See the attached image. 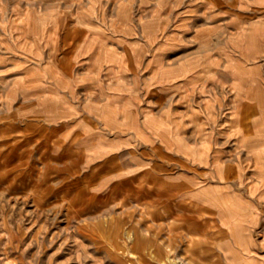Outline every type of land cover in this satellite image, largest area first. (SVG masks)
<instances>
[{
	"label": "rangeland",
	"instance_id": "obj_1",
	"mask_svg": "<svg viewBox=\"0 0 264 264\" xmlns=\"http://www.w3.org/2000/svg\"><path fill=\"white\" fill-rule=\"evenodd\" d=\"M248 148L264 0H0V264H264L205 210L264 214Z\"/></svg>",
	"mask_w": 264,
	"mask_h": 264
},
{
	"label": "crops",
	"instance_id": "obj_2",
	"mask_svg": "<svg viewBox=\"0 0 264 264\" xmlns=\"http://www.w3.org/2000/svg\"><path fill=\"white\" fill-rule=\"evenodd\" d=\"M262 139V136L253 135L243 138L244 143L253 144ZM245 143V145H246ZM248 152H251L252 158L259 162L261 157L264 156V152L261 150H252V148L247 149ZM218 152H213L211 155L210 161V176L221 177L225 173L227 167L223 166L218 160ZM258 172H261L262 168L257 169ZM228 174V173H227ZM242 172L240 171L237 175V180L239 185H245L241 177ZM211 194L209 195L208 206L206 211L212 216L215 217L218 222L219 227L226 232V236L222 239V243L226 242H235L240 245L241 248L249 250L255 244L252 238V231L255 226H257L259 219L264 218V214L260 210L256 209V205L253 204V201L245 198L244 194L239 192L226 189L225 192L217 195L216 191L218 189L222 190L220 187H209ZM247 190L251 191L250 185L247 186ZM236 226L234 229L233 227ZM238 231V233H237ZM235 234H239L236 237ZM260 246H264V242L260 243Z\"/></svg>",
	"mask_w": 264,
	"mask_h": 264
}]
</instances>
